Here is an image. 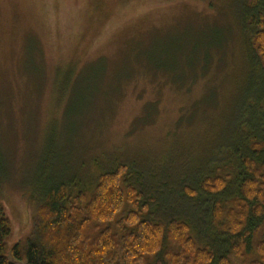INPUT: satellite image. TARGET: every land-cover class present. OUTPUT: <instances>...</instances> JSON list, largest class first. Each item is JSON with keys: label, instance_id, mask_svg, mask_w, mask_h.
<instances>
[{"label": "rangeland", "instance_id": "rangeland-1", "mask_svg": "<svg viewBox=\"0 0 264 264\" xmlns=\"http://www.w3.org/2000/svg\"><path fill=\"white\" fill-rule=\"evenodd\" d=\"M244 5L0 0L1 195L16 230L35 182L60 178L89 192L100 173L124 163L154 199L143 217L185 219L199 247L217 249L213 205L232 197L249 124L264 123L251 101L264 72L244 40ZM92 16L100 24L79 54ZM216 175L230 181L212 203L199 180Z\"/></svg>", "mask_w": 264, "mask_h": 264}, {"label": "trees", "instance_id": "trees-1", "mask_svg": "<svg viewBox=\"0 0 264 264\" xmlns=\"http://www.w3.org/2000/svg\"><path fill=\"white\" fill-rule=\"evenodd\" d=\"M248 2L242 18L244 40L255 68L264 72V0ZM101 17H87L79 54ZM258 78L260 96L251 101L263 112L264 79ZM259 126L249 124L251 132L245 135L244 151L249 154H237L241 169L232 180L236 183L232 197L217 200L227 189L229 176L199 180L209 201L217 197L212 209L217 249L199 247L185 219L143 217L154 199L133 185L124 163L100 173L89 192H73L74 184L60 178L35 182L25 225L16 230L1 195L0 153V264H264V138L256 134ZM125 205L130 209L121 215Z\"/></svg>", "mask_w": 264, "mask_h": 264}]
</instances>
